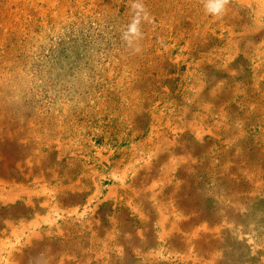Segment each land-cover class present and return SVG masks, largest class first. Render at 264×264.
<instances>
[{
	"label": "rangeland",
	"instance_id": "1",
	"mask_svg": "<svg viewBox=\"0 0 264 264\" xmlns=\"http://www.w3.org/2000/svg\"><path fill=\"white\" fill-rule=\"evenodd\" d=\"M139 2L0 0V264H264V0Z\"/></svg>",
	"mask_w": 264,
	"mask_h": 264
},
{
	"label": "clouds",
	"instance_id": "2",
	"mask_svg": "<svg viewBox=\"0 0 264 264\" xmlns=\"http://www.w3.org/2000/svg\"><path fill=\"white\" fill-rule=\"evenodd\" d=\"M227 3L228 0H209L207 4V10L213 15H218L224 10ZM143 7V4L140 3L139 0H133V9L143 10ZM139 24V19L134 17L133 21L128 25L127 32L125 33V39H128L129 35H133L136 37H140L142 35V33L140 32Z\"/></svg>",
	"mask_w": 264,
	"mask_h": 264
},
{
	"label": "bare ground",
	"instance_id": "3",
	"mask_svg": "<svg viewBox=\"0 0 264 264\" xmlns=\"http://www.w3.org/2000/svg\"><path fill=\"white\" fill-rule=\"evenodd\" d=\"M48 1H49V0H48ZM249 1H250V0H249ZM260 7H261V8H258V13L261 12L262 9H264V5H262V6H260ZM48 10H49V9H48ZM40 12H41V11H40ZM255 12H256V11H255ZM262 12H264V10H263ZM259 14H260V13H259ZM255 21H256V20H255ZM231 33H232V32H231ZM16 165H18V164H16ZM17 172H18V171H17ZM12 180H13V179H12ZM154 184H155V183H154ZM35 185H36V184H35ZM155 186H156V185H155ZM44 188H45V187H44ZM50 192H51V191H50ZM50 192H49V193H50ZM30 193H31V192H30ZM52 194H53V193H52ZM194 195H195V194H194ZM49 196H50V195H49ZM192 197H193V196H192ZM195 198H196V197H195ZM190 200H192V198H191ZM194 206H195V205H194ZM229 213H230V212H229ZM6 260H7V259H6Z\"/></svg>",
	"mask_w": 264,
	"mask_h": 264
}]
</instances>
